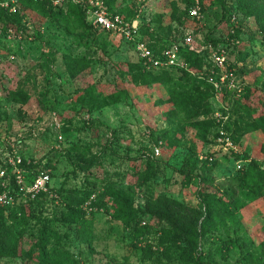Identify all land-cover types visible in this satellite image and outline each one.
Here are the masks:
<instances>
[{
	"label": "rangeland",
	"instance_id": "rangeland-1",
	"mask_svg": "<svg viewBox=\"0 0 264 264\" xmlns=\"http://www.w3.org/2000/svg\"><path fill=\"white\" fill-rule=\"evenodd\" d=\"M184 1L117 0L115 7L128 14L149 11L145 36L153 32L152 39L164 43ZM212 1L203 0L202 34L228 44L235 84L242 92L250 88L247 105L253 116L242 108L232 113L242 92L221 101L195 99L181 112L163 103L170 84L142 81L124 39L82 40L69 34L67 22L18 3L11 13L21 15L25 33L21 42L0 33V94L17 92L26 101L20 111L17 105L0 108V158L7 153L5 143L21 134L19 151L27 165L20 166V175L8 171L5 185L0 180V193L10 198L0 205V227L21 236L22 243L16 250L7 247L0 264H42L37 250L31 251L39 230L51 235L48 247L57 244L75 264H186V257L210 264H264V186L247 198L234 181L248 166L243 156L264 169V127L253 118L264 114V28L254 17L244 21L234 9L223 17ZM84 54V64L66 58ZM216 107L227 116L224 129L235 131L237 151L223 153L215 145L217 128L209 123L215 122ZM154 148L160 151L157 159ZM41 171L49 181L46 191L35 193L31 187ZM247 182L263 185L264 175ZM224 190L232 194L209 212L200 206ZM116 193L146 211L139 223L114 219ZM166 200L187 207L185 225L174 217L179 208ZM72 211H83L92 222L88 242L69 217Z\"/></svg>",
	"mask_w": 264,
	"mask_h": 264
},
{
	"label": "trees",
	"instance_id": "trees-1",
	"mask_svg": "<svg viewBox=\"0 0 264 264\" xmlns=\"http://www.w3.org/2000/svg\"><path fill=\"white\" fill-rule=\"evenodd\" d=\"M116 1L117 0H103V3L108 11L112 13H118L126 20L134 19L136 15H138L137 13L139 9H137V11L135 10V12H130V14H128V12L124 13V11L120 8L117 9L115 7ZM18 3L20 5H23V7L33 8L45 17L56 22H67L68 25L66 29L69 34L75 35L82 40L89 36L96 37L97 35H101L105 39L106 43L111 40L110 37L112 36L110 33L101 30L98 31L93 28V26L87 20L86 12L83 6L80 3L74 2L73 0H63L58 5H53L48 0L38 2H34L32 0H18ZM192 3V0H185L184 3H182L183 6L178 11V15L173 17L170 23L168 38L164 40V43H162L160 39H152L151 33L153 32H150L149 39L147 38V36H145V33L149 32V28L151 25V14L149 13V11H146V9L141 10L138 15L140 39L144 41L155 54L160 53L172 42L177 41L178 38L181 37L182 31L185 28H192L191 23H197V21L189 17L188 14V9L192 5ZM211 3L218 5L223 17L226 16L229 18V16L231 15L230 12H233L234 9L235 13L241 12V14L244 16V21L245 19L248 20L251 17H254L258 24H260V27L264 28V0H213L212 2H210V4ZM201 12L203 14V19L199 23L204 22V24L202 23L203 25H200L198 29L193 28L196 34V41L200 44L212 43L214 45L222 44L226 46V42L222 43L218 39L209 37L207 33H205L204 35L202 34L206 15V8L204 6L203 0L201 1ZM9 27L24 31L22 25V17L21 15H19V13H11L8 11V9H0V33L2 32V34H4V31ZM239 29L241 28L238 27V31ZM13 52L15 53L16 51ZM180 54L189 64V67L193 73L178 68L146 69L142 64V61L137 59L135 61V65L137 67V71L139 70L138 72L142 77V81H148L149 83L163 81L171 85L170 95L168 99L163 103H170L174 106V108L180 110L181 112H187V103H190V101H193L195 99H205L206 101H208L210 99V97L212 96V86L208 84L204 78H201L199 76V73L202 71L203 67L206 66V52L200 53L189 48H182ZM66 58L69 61H78L82 64H84L88 60V57L85 54L81 57L67 55ZM230 66L234 68L232 63ZM239 70L241 71L242 69ZM181 85H188L189 87H192L193 90L191 92H188V90L183 89ZM243 88V92L240 95L241 97L239 96L238 98H235L234 102H232L231 110L232 113H236V110L240 111L242 108L245 109L246 114L250 116L252 115V113L247 105V100L249 99L251 93L250 88L248 86H245ZM232 100L233 98H231V101ZM25 101L26 98L21 99L20 94L17 92L15 94H7V96L4 97H2V95L0 94V108L2 106L17 105L18 111H20L22 110V105ZM253 118L256 120L255 122L264 127V114L258 115L257 117ZM3 122L4 120L0 119V130L2 129V125L4 124ZM209 124L211 127H213V129H215V122L212 121ZM228 133L233 141H235V131L231 130ZM235 156H238L237 153ZM155 158L157 159L158 157ZM242 159L248 161V166L245 169L244 174L240 178H235L234 181L237 183V187L239 190H246V192L243 191L245 197L253 198L261 192L264 186V184L262 185L261 183H254V174L263 176L264 169L260 168V165H258L256 161L248 160V158L245 156H243ZM26 165L27 164L23 159L22 166L26 167ZM31 166L35 165H29V167ZM248 178L253 181L255 186L247 182ZM231 194L232 191L224 190L222 191V195H217V199L205 197V203L200 204V206L204 207L206 212H209L210 208L213 207V204L218 203L220 200L222 202L223 196L230 197ZM43 195L45 194L41 193L38 197H43ZM112 199L116 204V208L114 211L115 220H120L124 224H131L139 223L143 219L146 211L133 208L132 200L127 196L121 193H116L112 195ZM166 201L171 202L173 205H176L179 208L174 211V217H176L178 221L181 220L180 222H184L183 224L185 225V221L183 219H186L185 210L187 207L174 200ZM152 216H154V214H152ZM69 217L76 221V225L80 229V233L84 239V242H88L89 240H91L92 222L85 218V213L83 211H72L69 214ZM171 225L175 229L179 227L174 221L171 223ZM38 236L41 237L35 240V242L33 243V249L31 251L34 252V249L37 250L38 255H36V257L42 264H75L69 253L63 248L59 247L57 244L48 247V240H50L49 238L51 237L49 233L46 234L45 230H39ZM21 243V236H13L7 228H4L3 226L2 228L0 227V256L8 254V252L6 251L7 247H10L12 250H16L19 248ZM184 254H186V251L184 252ZM186 258V264H210L209 262L204 261L198 257H189V259L188 257Z\"/></svg>",
	"mask_w": 264,
	"mask_h": 264
},
{
	"label": "built area",
	"instance_id": "built-area-1",
	"mask_svg": "<svg viewBox=\"0 0 264 264\" xmlns=\"http://www.w3.org/2000/svg\"><path fill=\"white\" fill-rule=\"evenodd\" d=\"M34 2L47 1V0H32ZM53 5L60 4L63 0H48ZM80 3L85 9L87 20L98 31L110 33L112 37H119L124 39L130 44L133 54L137 60L142 61L146 69H160V68H178L193 73L189 64L181 56L180 51L182 48H189L191 50L204 53L206 52V66L203 67L199 73L201 78L212 86V100L221 101L227 95H238L242 92L241 86L235 84V72L228 62L227 46L212 43L200 44L196 41V34L193 28H185L182 31L181 37L177 41L172 42L169 46L165 47L160 53L155 54L148 45L140 39L139 35V20L138 15L134 19L126 20L118 13H112L104 6L103 0H73ZM201 1L192 0V5L188 9L189 17L197 22H201L203 14L201 12ZM18 7V0H0V9H8L9 12L16 11ZM143 10V9H142ZM5 37L9 41L21 42L24 36L22 30L9 27L4 31ZM200 38V37H199ZM15 55L10 56V60H15ZM219 110L220 107L214 109V118L216 124V134L214 142L217 149L223 153L237 151V146L229 133L224 129L227 116L223 115ZM21 134L11 138L5 143L4 149L7 153L0 158V180L4 181L7 178V172L11 171L14 175H20L23 163V158L20 149ZM160 151L158 148L153 149V155L159 156ZM205 160L208 162L213 161V156L205 154ZM49 181V175L41 171L31 187L35 193L46 191V186ZM21 184V180L17 181ZM8 195L3 192L0 193V205L9 202Z\"/></svg>",
	"mask_w": 264,
	"mask_h": 264
}]
</instances>
